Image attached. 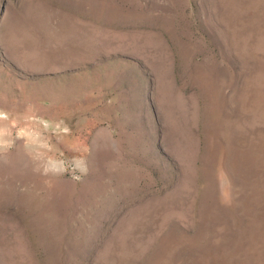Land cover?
Segmentation results:
<instances>
[{"label":"rangeland","instance_id":"1","mask_svg":"<svg viewBox=\"0 0 264 264\" xmlns=\"http://www.w3.org/2000/svg\"><path fill=\"white\" fill-rule=\"evenodd\" d=\"M0 264H264V0H0Z\"/></svg>","mask_w":264,"mask_h":264}]
</instances>
